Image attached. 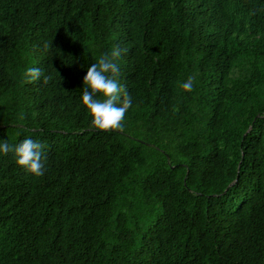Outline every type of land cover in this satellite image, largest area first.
<instances>
[{
  "label": "trees",
  "instance_id": "16d2710c",
  "mask_svg": "<svg viewBox=\"0 0 264 264\" xmlns=\"http://www.w3.org/2000/svg\"><path fill=\"white\" fill-rule=\"evenodd\" d=\"M113 46L105 132L82 90ZM26 138L46 171L0 153V264H264V0H0V141Z\"/></svg>",
  "mask_w": 264,
  "mask_h": 264
},
{
  "label": "clouds",
  "instance_id": "9594fccd",
  "mask_svg": "<svg viewBox=\"0 0 264 264\" xmlns=\"http://www.w3.org/2000/svg\"><path fill=\"white\" fill-rule=\"evenodd\" d=\"M44 49H48L47 44L44 45ZM126 52V48L113 46L110 52L102 54L98 62L87 69L84 77L82 104L89 111L93 126L101 131H123L125 114L132 106V97L119 79L121 76L119 61ZM24 76L28 83L40 81L43 77V83L46 85L51 80V76L45 75L39 67L28 68ZM194 81L195 77L189 76L181 87L186 92H191ZM44 149V144L31 138H26L15 145L8 143L7 140L0 141V153L4 155L13 153L16 163L36 177H42L46 171L47 154Z\"/></svg>",
  "mask_w": 264,
  "mask_h": 264
}]
</instances>
